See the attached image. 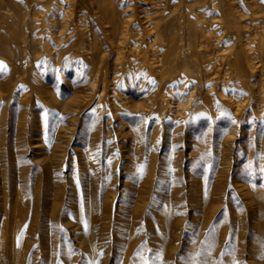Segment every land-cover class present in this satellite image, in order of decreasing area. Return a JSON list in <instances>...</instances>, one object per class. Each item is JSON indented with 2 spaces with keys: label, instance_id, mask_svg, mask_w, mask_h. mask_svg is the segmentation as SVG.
<instances>
[{
  "label": "rangeland",
  "instance_id": "1",
  "mask_svg": "<svg viewBox=\"0 0 264 264\" xmlns=\"http://www.w3.org/2000/svg\"><path fill=\"white\" fill-rule=\"evenodd\" d=\"M0 26V264H264V0H0Z\"/></svg>",
  "mask_w": 264,
  "mask_h": 264
},
{
  "label": "bare ground",
  "instance_id": "2",
  "mask_svg": "<svg viewBox=\"0 0 264 264\" xmlns=\"http://www.w3.org/2000/svg\"><path fill=\"white\" fill-rule=\"evenodd\" d=\"M112 16H113V15H112ZM5 23H6V22H5ZM3 24H4V23H3ZM12 24H13V23H12ZM14 24H15V23H14ZM4 25H5V24H4ZM4 25H3V26H4ZM7 25H8V23H7ZM3 26H2V28H3ZM0 27H1V26H0ZM11 27H12V26H11ZM153 28H155V30H156V32H157V33H156V36H157V37H160L161 34H162L161 29H160V26H158V25L155 26V25H154ZM3 29H4V28H3ZM7 29H8V28H7ZM11 29H12V28H11ZM0 30H1V29H0ZM9 31H10V29H9ZM8 33H9V32H8ZM115 34H116V35H115L116 37H118V36L120 35V26H119L117 29H115ZM2 36H3V35H2ZM6 36L8 37V35H6ZM14 36H15V35H14ZM203 36L205 37L206 35L202 32V33H201V37H203ZM11 37H12V36H11ZM9 39H10V38H9ZM119 39L123 40V42H122V43H119V44H123L124 42H127V40H128V39H126L125 36H124V37H123V36H120ZM12 40H13V39H12ZM9 41H11V40H9ZM6 42H7V41H6ZM8 43H9V42H8ZM4 44H5V43H4ZM15 44H16V43H15ZM4 49H5L4 46H3L2 48H0V58H1V57L3 58L4 56H6V54H5V52H4ZM6 49H7V47H6ZM9 49H10V48H9ZM9 52H10V51H9ZM7 53H8V51H7ZM99 53H100V52H99ZM7 56H8V55H7ZM11 57H12V55H11ZM4 59H5V58H4ZM5 60H6V59H5ZM8 61H9V60H8ZM100 61L102 62V60H100ZM11 62H12V61H11ZM11 62H10V63H11ZM200 62H201V61H200ZM4 64H6V63H4ZM151 72H152V70H151ZM5 78H6V77H5ZM178 78H179V76H178ZM178 78H176V79H178ZM12 79H13V78H12ZM172 80H173V79H172ZM172 80H171V81H172ZM174 80H175V79H174ZM174 80H173V81H174ZM9 81H10V80H9ZM9 81H8V82H9ZM1 82H2V81H1ZM4 82H5V81H4ZM13 82H14V81H13ZM161 82L163 83V82H165V80H164V79H161ZM2 84H5V83H2ZM9 84H10V82H9ZM167 84H168V83H167ZM183 86H184V85H183ZM6 87H7V86H6ZM7 88H8V87H7ZM11 88H12V87H11ZM11 88H10V89H11ZM7 90H8V89H7ZM47 90H49V89H47ZM4 92H5V91H3V89H1V84H0V100H2L3 98H5V94H4ZM8 92H9V91H8ZM48 93H49V92H48ZM9 94H10V93H9ZM10 95H11V94H10ZM10 95H9V96H10ZM9 96H8V97H9ZM8 97H7V98H8ZM3 101H4V100H3ZM63 106H64V105H63Z\"/></svg>",
  "mask_w": 264,
  "mask_h": 264
}]
</instances>
